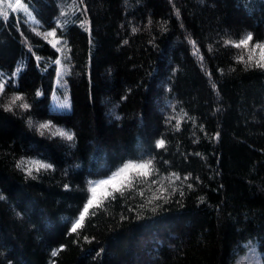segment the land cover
<instances>
[{
  "label": "trees",
  "instance_id": "trees-1",
  "mask_svg": "<svg viewBox=\"0 0 264 264\" xmlns=\"http://www.w3.org/2000/svg\"><path fill=\"white\" fill-rule=\"evenodd\" d=\"M28 3L38 25L23 12L0 18V72L10 78L22 69L0 105L15 95L31 105L0 106V264H233L250 248L264 264V71L246 70L248 55L260 58L250 48L264 42V0ZM85 7L90 32L79 27ZM57 19L70 60L53 87L51 61L60 53L35 32ZM249 32L248 48L224 44ZM52 90L68 97L67 109L51 107ZM44 122L71 130L74 141L42 136ZM149 158L148 179L158 184L129 171L123 196L105 198L112 187L99 188L102 203L70 231L91 196L89 181ZM33 161L52 167L37 171ZM170 173L181 180L165 179ZM161 183L167 202L154 199Z\"/></svg>",
  "mask_w": 264,
  "mask_h": 264
},
{
  "label": "snow or ice",
  "instance_id": "snow-or-ice-1",
  "mask_svg": "<svg viewBox=\"0 0 264 264\" xmlns=\"http://www.w3.org/2000/svg\"><path fill=\"white\" fill-rule=\"evenodd\" d=\"M80 4L83 5L84 0H80ZM30 8H31V4L28 3V0H24L23 3L21 2V0H15L14 3L10 2V0H0V18H2L3 21L7 23V22H10L11 13L23 12V13H27L29 16H31V12H29ZM76 12H81V9L76 8ZM82 14L85 16V19L79 21V27H81L85 31L90 32V22L86 19V17H87L86 7L83 9ZM60 15L63 16V15H65V13L63 11H61ZM177 15H179L178 10H177ZM33 23L38 25L40 22L39 21H33ZM20 24H21V21L17 20V22H16L17 31H20ZM62 28H63V24L58 19L55 21V27H52L51 30H49V31H44L42 33L41 32H35V28H33V31L35 32V34L37 36H42V38L57 53H60V55L55 60H52L51 62L57 66H61V67H57V75L60 76L61 78L65 74L62 66L66 60H70V57L64 55V50L67 47L68 41L66 39H63V32L61 31ZM132 31L135 32L136 29L133 28ZM58 33H59V35H58ZM21 36H22V42L28 47V50L30 52H32V47L28 41V38L26 36H24L23 33H21ZM49 38H52V39H49ZM253 39H254L253 34L251 32H249V33H247V35L244 38L240 39L239 42L234 43L231 40H225L224 44L226 46L229 44H232L236 48H240L241 46L248 48L249 45L251 44V42L253 41ZM89 43L91 44V39L89 40ZM125 43H126V41H125ZM189 44L192 45V47L194 49L193 54L194 55L198 54L199 48L197 47V42L189 39ZM257 49H259V51H260L259 60L253 61V56L248 55L246 70L248 68L255 67V68L260 69L261 71H264V42H256L254 44H251L250 51L252 53H255ZM209 50L211 51V48ZM33 56L37 61V66H40V62L42 61L43 58L36 55L35 52H33ZM199 59L201 60V66L203 67V63H202L203 62V56L201 55L199 57ZM237 62H240V63L245 62L244 57L243 56L239 57ZM21 72H22V69L18 68L17 70L13 71L10 74V78L6 77L3 72H0V97L4 96L6 89L10 85L15 86V78ZM210 75L211 74L209 73V76ZM213 88H215L214 84H213ZM36 95L37 96L41 95V92L39 90H37ZM23 99L24 98L22 95H15L9 99L7 104L0 105V106H2L5 111H13L14 108H19L21 110H28L31 107V105L29 103H27V102L18 103V102L23 101ZM68 106H69L68 101H67V99H65L64 107L67 108ZM171 119H173V118H169V122H171ZM180 122H181L180 119H176V123H175V130L176 131L180 130ZM28 124H29V126H33L31 119L28 121ZM201 128H202V126H201ZM38 131H40V134L42 136L45 135V133H47L49 138L59 136L62 139H65L69 142H72L75 139V135H74V133L71 132V130H65L62 128H57L51 122L40 123L39 127H38ZM218 136H219V134L217 133V138H218ZM164 147H165V140L164 139H159L156 141V148L162 149ZM197 155H199V154H197ZM33 163L38 164L37 171H39L40 169L47 170V169H50L52 167V165L48 164V163H41L38 161H33ZM164 163H167V161H164ZM17 166L20 167L21 165L18 164ZM129 171H138L140 173V176L143 178V183H150L151 185L158 184V180L153 179V180L149 181V179H148L152 175V173L155 171V169H154V158H149L146 161L141 162V163H133L131 161L126 162L117 171L113 172L112 175L109 176L107 179H100L97 181H89L88 182V184H89L88 191L91 193V196L88 197L87 202L83 205V209L79 212V217L74 221V223H72V226L70 229V231L72 233H76L77 230L80 229L84 225L85 220H86V216H87V214H89L90 209H92V207L94 205L99 206L102 203V201L98 200V197H97V191L99 188H102L105 186H111L112 187L111 192H109V191L104 192L105 198L111 197V199L115 200L117 197L115 195H113V193H116V192L120 193V195L123 196L124 187L125 186H128V187L132 186L131 182H129L128 185H125L123 183V181L127 179L126 174ZM27 174L28 175L32 174L31 168L28 169ZM170 178H174V180H176V181L181 180V177L179 175H177L176 173H170L169 178H165V179H170ZM118 180L120 181V184H117ZM183 180H188V177L187 176L183 177ZM170 182H171V180H170ZM65 187L67 188L68 186L66 185ZM188 188L191 189L192 184H188ZM158 191L161 192V195L154 197V199H165L163 194L167 190L163 188L162 183H161ZM176 191H177V189L175 187H173L171 189V193H175ZM139 195H141V196L144 195L143 190H141L139 192ZM180 195L181 196L184 195L183 191L180 192ZM165 202H167L166 199H165ZM148 203H152V200H149ZM153 210H155V209H153ZM122 219H123V217H122ZM56 255H57V253L54 251L52 253V256L55 257Z\"/></svg>",
  "mask_w": 264,
  "mask_h": 264
},
{
  "label": "rangeland",
  "instance_id": "rangeland-1",
  "mask_svg": "<svg viewBox=\"0 0 264 264\" xmlns=\"http://www.w3.org/2000/svg\"><path fill=\"white\" fill-rule=\"evenodd\" d=\"M28 15V14H27ZM32 17V23L33 21H36L33 18V15L31 14ZM57 67H61V66H57L56 65V74H55V80L54 83L57 84L58 83V75H57ZM64 70V68H63ZM66 99L68 101V97L66 96ZM64 100H60L57 96V94L51 95L50 96V103H51V107L53 108H59V109H67L64 107ZM233 264H261L257 254L254 252V249L250 248L247 249L246 251L242 252L234 261Z\"/></svg>",
  "mask_w": 264,
  "mask_h": 264
}]
</instances>
